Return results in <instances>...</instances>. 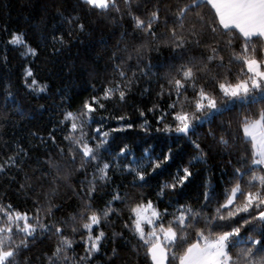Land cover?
I'll return each instance as SVG.
<instances>
[{"label": "snow or ice", "instance_id": "snow-or-ice-1", "mask_svg": "<svg viewBox=\"0 0 264 264\" xmlns=\"http://www.w3.org/2000/svg\"><path fill=\"white\" fill-rule=\"evenodd\" d=\"M51 7L58 23L41 40L52 56L83 43L92 30L87 18L123 31L99 92L93 84L78 109L61 108L46 135L30 132L35 147L50 149L47 170H25L29 149L19 144L0 159V176L31 199L20 208L0 196V264H30L24 253L44 238L55 240L47 264H95L102 252L106 264H128L116 237L131 244L136 264L141 257L143 264H264V0H74L70 10L67 0H51ZM6 43L32 58L27 65L39 59L41 46L23 32L9 33ZM163 49L168 58L154 72L151 53ZM21 79L30 94L48 91L32 66L23 67ZM134 93L151 101L134 105L139 124L109 108L127 106ZM10 101L15 106L8 90L3 103ZM233 112L208 132L215 146L234 149L222 189L209 178L202 198L185 199L196 165H207L215 147H202L197 129ZM136 129L163 134V146L156 152L148 145L137 156L111 136ZM181 140L189 159L173 172V162L183 159L174 151ZM77 174L82 178L73 183ZM62 188L76 198L75 208L59 202Z\"/></svg>", "mask_w": 264, "mask_h": 264}, {"label": "trees", "instance_id": "trees-1", "mask_svg": "<svg viewBox=\"0 0 264 264\" xmlns=\"http://www.w3.org/2000/svg\"><path fill=\"white\" fill-rule=\"evenodd\" d=\"M73 3L74 0H67L69 10ZM57 23L56 13L51 7V0H0V159L16 150L17 144L22 145L29 149V157L25 162V170L27 171L32 168L47 170L44 161L48 159L47 152L50 151L44 147H35L37 142L32 139L30 132L39 130L46 135L47 130L60 118L61 108L78 109L84 99L94 93L93 84L96 85L95 91L99 92L103 87L104 77L110 74L109 54L121 40V32L123 31L108 21L97 22L95 18H87L86 23L92 29L91 34L82 35L80 39L83 43L77 42L72 45L70 50H65L61 55L55 57L51 55L50 47H44L41 36L50 32L53 25ZM14 31L25 33L28 42L33 46H41L39 59L33 61L31 65H27V60H31V57L26 60L20 55L23 49H14L13 46L6 43L9 33ZM128 39L131 40L130 37ZM5 56L7 61H5ZM151 57L152 63L155 65L153 71L162 72L160 66L166 62L168 50L163 49L161 53L153 52ZM132 63L134 64L135 61L133 60ZM25 66L34 68L37 79L48 85L47 92L40 94L39 97L29 93L21 79ZM8 90L16 97L15 106L11 101L7 106L3 103ZM41 105L44 106L43 110L40 108ZM134 105L150 107L151 101L146 95L141 97L134 93L127 106H114L110 103L109 108L116 113L127 111L132 119L139 124L141 120L138 119L139 114L135 111ZM34 115L36 116L35 119L33 118ZM235 115V112L226 113L223 117H217L212 125L204 124L198 128L197 134L200 137L199 142L202 147L215 146V141L208 135L209 129L217 128L222 121H227ZM109 123L112 127L117 124L116 121ZM111 136L117 138L116 144L122 140L130 143L137 156L141 155L143 148L148 145H152L158 152L166 139L163 134L154 131L151 135L146 136L139 129L115 132ZM184 143L181 140L179 145L174 146L177 156L183 157V159L178 158L173 162L170 168L173 172L176 166L180 163H187L189 159L183 148ZM229 151H234V149L215 146L212 155L208 158L207 165H196L197 178L184 190L185 199L195 201L197 197L202 198V184L209 178L218 190L222 189L224 180L227 179V173L231 172V167L227 165ZM12 174L16 176L17 180L23 179V173L17 172L15 169L12 170ZM81 178L77 174L71 180L73 183H78ZM114 179L117 183L121 182L118 177H114ZM16 187V181H10L8 178L0 176V196L6 195L11 202L20 208L30 207L31 199L18 194L15 191ZM154 188L155 181H153V188L145 191L146 193L152 192ZM66 191L70 193V190L64 188L60 190L59 202L64 204L65 210H71L75 208L77 201L75 197L67 199ZM115 230L119 231L120 227L115 226ZM115 239L117 240V247L121 249L122 258L128 264H136L131 252V244L119 237ZM129 239L131 240L132 237L129 236ZM54 246V239L44 238L32 245L24 255L29 258L30 264H47L45 253L50 254V250ZM111 246V241H109V246L104 251L110 254ZM74 247H76L78 254H82L78 245ZM95 264H106V257L103 252L98 254ZM140 264H143L142 257Z\"/></svg>", "mask_w": 264, "mask_h": 264}]
</instances>
